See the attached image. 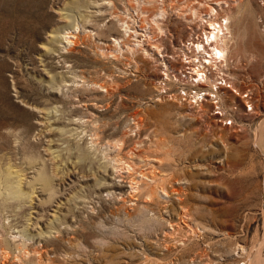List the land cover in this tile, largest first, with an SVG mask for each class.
<instances>
[{"label": "rangeland", "instance_id": "374dc122", "mask_svg": "<svg viewBox=\"0 0 264 264\" xmlns=\"http://www.w3.org/2000/svg\"><path fill=\"white\" fill-rule=\"evenodd\" d=\"M209 3L253 87L252 112L224 98L235 125L157 90ZM0 249V264H264V4L0 0Z\"/></svg>", "mask_w": 264, "mask_h": 264}, {"label": "built area", "instance_id": "2783aa9c", "mask_svg": "<svg viewBox=\"0 0 264 264\" xmlns=\"http://www.w3.org/2000/svg\"><path fill=\"white\" fill-rule=\"evenodd\" d=\"M259 2L264 4V0ZM209 17V12H204L196 26L190 27L189 34L178 41L173 51L166 53L157 90L161 96L186 103L198 111L205 110L208 103L215 119L225 125H235L238 103L227 106L224 98L238 95L244 101V110L252 112L253 87L241 90L237 85L232 71L234 59L215 48L214 27L210 23L213 19ZM223 17L215 19L218 22L225 20Z\"/></svg>", "mask_w": 264, "mask_h": 264}, {"label": "bare ground", "instance_id": "6f19581e", "mask_svg": "<svg viewBox=\"0 0 264 264\" xmlns=\"http://www.w3.org/2000/svg\"><path fill=\"white\" fill-rule=\"evenodd\" d=\"M216 2H219V3H221L220 1H216ZM201 3V2H200ZM209 5V8H208V12L211 14V16H212V18L210 17V19H213L212 21H210V23L211 24H213V27H214V29L212 30V33H213V36L214 37H212L215 41H216V43H217V45L215 46V48H218V53H227L228 52V47L227 46H225L224 45V43H222V44H219V40H223V38L225 37L226 38V40L228 41V38H230L231 36H232V31H231V28H229L230 26L228 25L229 24V17H226L225 16V18H226V20H227V23L225 24V21L224 20H221V21H219V22H217L216 20H215V18L218 16L217 14H218V9L214 6V5H212L211 3H209L208 4ZM228 6H229V4H228ZM225 8H227V6L226 7H224V6H222V9H225ZM193 10V9H192ZM194 12V14L196 15V10H194L193 11ZM85 15V14H84ZM164 15V13L163 12H160L159 14H158V18L159 17H162ZM64 17V16H63ZM163 18V17H162ZM196 18V17H195ZM200 18H202V16H200ZM87 19V18H86ZM209 19V20H210ZM157 20V19H156ZM161 20V19H160ZM161 22V21H160ZM76 25V24H75ZM160 26V25H159ZM160 29L161 30H163V28H162V26L160 27ZM226 29V30H225ZM146 35V34H145ZM64 38V37H63ZM231 39V38H230ZM146 40H150V34H147V36H146ZM155 47H156V49H154V51H156L157 52V50H158V53H159V51H162L161 50V44L159 43H152ZM217 50V49H216ZM160 54V53H159ZM161 54H163V52L161 53ZM163 55H165V54H163ZM189 108V107H188ZM60 109V108H59ZM39 111V110H38ZM40 117V116H39ZM45 118V117H44ZM38 122V124H40V126L41 125H44L45 123H44V120H42L41 118H39V120L37 121ZM46 124H47V122H46ZM45 124V125H46ZM43 127V126H42ZM47 128V127H46ZM42 129V128H41ZM45 130V129H44ZM47 132V131H46ZM41 133V132H40ZM47 136V135H46ZM50 143V142H49ZM90 149V148H89ZM45 150V149H44ZM53 151V150H52ZM49 152V151H48ZM89 152V151H88ZM44 158V157H43ZM122 161V160H121ZM53 162V161H52ZM44 164V163H43ZM42 168V167H41ZM45 168V167H44ZM44 168H42L41 169V171H39V173H37L38 174V178H44V177H42L41 175H42V172L43 171H45V170H43ZM51 169V168H50ZM47 171V170H46ZM49 171V170H48ZM15 174V173H14ZM45 175V174H44ZM50 175V174H49ZM5 176V175H4ZM9 176V175H8ZM52 176V175H51ZM55 176V175H54ZM34 177V176H33ZM47 177V176H46ZM157 177V176H156ZM25 179V178H24ZM32 179H36L37 180V178H36V176L34 177V178H32ZM48 179V178H47ZM53 179V178H52ZM31 181V180H30ZM29 181V182H30ZM46 182H47V180H45ZM32 182V181H31ZM34 182V181H33ZM28 183V182H27ZM12 184V183H11ZM34 184H35V182H34ZM17 189V188H16ZM169 189V188H168ZM8 192H9V190H8ZM3 194V193H2ZM9 194H10V192H9ZM76 230V229H75ZM21 233V232H20ZM16 238V237H15ZM14 240V239H13ZM29 243V242H28ZM27 245V244H26ZM11 246V245H10ZM23 248V247H22ZM1 250V249H0ZM22 251V250H21ZM20 252V251H19ZM10 254V253H9ZM40 255V254H39ZM25 257V256H24ZM31 259V258H30ZM53 259V258H52ZM41 260V259H40ZM54 262V261H53ZM27 263V262H26ZM51 263V262H50Z\"/></svg>", "mask_w": 264, "mask_h": 264}]
</instances>
